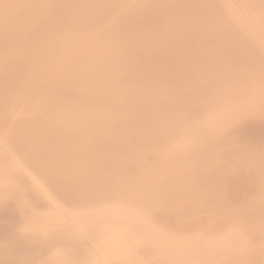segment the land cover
<instances>
[{
	"label": "bare ground",
	"instance_id": "obj_1",
	"mask_svg": "<svg viewBox=\"0 0 264 264\" xmlns=\"http://www.w3.org/2000/svg\"><path fill=\"white\" fill-rule=\"evenodd\" d=\"M0 264H264V0H0Z\"/></svg>",
	"mask_w": 264,
	"mask_h": 264
}]
</instances>
